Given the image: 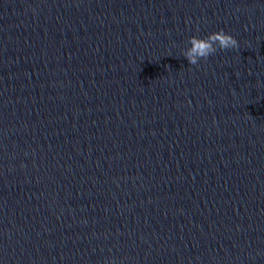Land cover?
<instances>
[{
    "label": "clouds",
    "instance_id": "1",
    "mask_svg": "<svg viewBox=\"0 0 264 264\" xmlns=\"http://www.w3.org/2000/svg\"><path fill=\"white\" fill-rule=\"evenodd\" d=\"M188 43L190 46L183 50L182 56L190 65H198L201 60H207L209 56L216 53L218 48L220 50L239 48L237 39L222 29L204 38L192 36Z\"/></svg>",
    "mask_w": 264,
    "mask_h": 264
}]
</instances>
